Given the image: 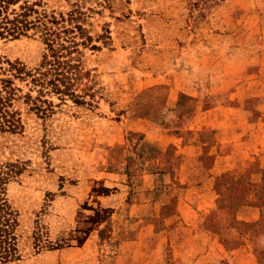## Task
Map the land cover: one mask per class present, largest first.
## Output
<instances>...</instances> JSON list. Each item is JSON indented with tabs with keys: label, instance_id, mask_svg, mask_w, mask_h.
<instances>
[{
	"label": "rangeland",
	"instance_id": "rangeland-1",
	"mask_svg": "<svg viewBox=\"0 0 264 264\" xmlns=\"http://www.w3.org/2000/svg\"><path fill=\"white\" fill-rule=\"evenodd\" d=\"M24 1L67 20L79 43L68 82L84 103L49 95L33 109L36 90L7 62L37 68L40 35L0 38V89L11 79L22 126L0 132L20 255L6 264H264V164L215 175L246 139L264 144V0L8 11ZM223 180L242 196L224 202Z\"/></svg>",
	"mask_w": 264,
	"mask_h": 264
},
{
	"label": "trees",
	"instance_id": "trees-1",
	"mask_svg": "<svg viewBox=\"0 0 264 264\" xmlns=\"http://www.w3.org/2000/svg\"><path fill=\"white\" fill-rule=\"evenodd\" d=\"M16 0H0V38L16 39L25 36L26 33L36 30L45 46V53L37 68L26 70L19 62H7L12 77L27 82L36 90L37 97L31 98L27 94V99L32 102L33 109L39 113L46 112L43 104L49 102L43 97L54 95L62 102L69 98L74 103L83 104L80 96L74 94L69 85V75L77 71L78 65L73 62L78 59L79 43L71 34L72 31L66 26L63 16L59 18L48 16L47 14L38 15L34 10L33 4L24 1L19 7V11H8V6ZM36 13L33 21L29 20L32 14ZM1 70V69H0ZM12 81L9 78L1 80L0 89V132L16 133L20 131L21 124L17 114L12 110V100L15 96V88L12 87ZM42 104V105H40ZM232 180H223L221 187L228 185L230 190L222 192L224 202H233L240 196V184H229ZM8 177L6 170L0 166V264H6L19 260V250L16 237V228L18 226L17 216L11 208L6 197ZM231 188L233 191H231ZM246 193L248 188L242 187ZM245 194L244 192L242 193ZM263 199V196H260ZM264 207V202L262 203ZM209 224H213L212 219H208ZM264 222V218H263Z\"/></svg>",
	"mask_w": 264,
	"mask_h": 264
},
{
	"label": "crops",
	"instance_id": "crops-1",
	"mask_svg": "<svg viewBox=\"0 0 264 264\" xmlns=\"http://www.w3.org/2000/svg\"><path fill=\"white\" fill-rule=\"evenodd\" d=\"M246 140H247L246 142H244L242 144L240 143V148L235 153V155L232 154L231 156L227 155V156H221L220 157L222 159V160H220L222 163H223V161H225V166L223 167L222 170H218L216 172V174L214 172L215 175H219L221 172H224V170H232L235 168H238V169L244 171V169L246 167H249L250 164H252V162L257 161V158H259L261 160V162H260L261 165L259 167L263 168L264 144L260 143L261 140H259V142H257L254 139H252V137H250ZM221 162H219V163L222 164ZM226 166H227V168H226ZM258 172L259 173L256 176H260L261 170ZM257 180H259V178L256 179V181Z\"/></svg>",
	"mask_w": 264,
	"mask_h": 264
}]
</instances>
